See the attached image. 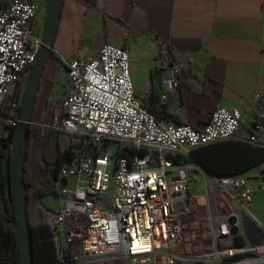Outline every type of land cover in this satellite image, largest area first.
Segmentation results:
<instances>
[{
	"label": "built area",
	"instance_id": "built-area-1",
	"mask_svg": "<svg viewBox=\"0 0 264 264\" xmlns=\"http://www.w3.org/2000/svg\"><path fill=\"white\" fill-rule=\"evenodd\" d=\"M39 12L31 0H10L0 7L2 138L11 139L19 123L24 86L17 85L28 77L42 46L44 19ZM59 58L66 71V93L59 112L44 124L63 139V152L73 154L58 167L54 194L47 196L55 204L47 221L59 256L67 254L71 264L98 259L117 264L189 262L191 258L179 252L183 214L189 213L187 185L196 173H204L191 162L190 153L230 139L264 148V116L250 121L239 137V108L216 107L201 130L157 120L134 94L126 47L103 44L96 55ZM179 68L177 63L169 65L161 100L178 89ZM255 99L262 100L259 95ZM211 180L234 203L229 218L237 219L232 225H217L215 237L221 238L231 227L240 231L239 218L248 215L252 194L243 175ZM64 228L81 235L66 237L62 246L59 234ZM246 246L264 254V246ZM238 252L235 248L223 254L233 257Z\"/></svg>",
	"mask_w": 264,
	"mask_h": 264
},
{
	"label": "crops",
	"instance_id": "crops-1",
	"mask_svg": "<svg viewBox=\"0 0 264 264\" xmlns=\"http://www.w3.org/2000/svg\"><path fill=\"white\" fill-rule=\"evenodd\" d=\"M31 1L44 19L49 0ZM9 3L4 0L0 7ZM103 44L127 48L134 94L160 120L201 130L216 107L239 108V137L250 121L264 116V0H64L31 123L47 124L42 121L43 107L47 103L49 108L53 99L59 103L63 93L65 97L67 77L59 57L96 55ZM171 63L180 66L179 86L161 100ZM261 123L264 127V118ZM0 134L2 139L1 128ZM262 164L243 176L252 194L247 216L264 231ZM199 177L204 192L190 196L187 185L189 213L183 214L179 252L189 258L208 248L217 225L234 210V203L210 176ZM2 212L0 199V216Z\"/></svg>",
	"mask_w": 264,
	"mask_h": 264
},
{
	"label": "trees",
	"instance_id": "trees-1",
	"mask_svg": "<svg viewBox=\"0 0 264 264\" xmlns=\"http://www.w3.org/2000/svg\"><path fill=\"white\" fill-rule=\"evenodd\" d=\"M54 47V45H53ZM147 111L160 120L151 109ZM159 111H162L160 108ZM158 111V113H159ZM0 151V159L5 161L6 178L0 171V199L3 212L0 216V264H20L16 240V223L10 200L8 176V152ZM24 183L27 197V214L30 228L32 264H71L68 255L59 256L57 243L48 225V213L40 204V199L54 194L53 181L58 167L73 159L71 152H60L53 130L43 124L31 123L26 132L23 147ZM191 162L210 177L243 175L250 169L264 163V148L253 146L241 140H225L193 150ZM46 173L51 182L40 181V174ZM81 232L79 231L78 238ZM237 246H242L240 239Z\"/></svg>",
	"mask_w": 264,
	"mask_h": 264
},
{
	"label": "water",
	"instance_id": "water-1",
	"mask_svg": "<svg viewBox=\"0 0 264 264\" xmlns=\"http://www.w3.org/2000/svg\"><path fill=\"white\" fill-rule=\"evenodd\" d=\"M63 1L64 0L48 1L42 32V46L36 55L35 61L28 74L20 107L19 123L12 134L8 152L10 200L13 205L15 216L16 240L19 249L20 264H32L22 151L25 143L27 128L31 124V115L43 70L53 50ZM152 157L155 160L156 154H152ZM230 222L234 224L237 222V219L235 217H231ZM239 223L241 232L250 246L256 247L264 244V231L254 220L243 214L239 218ZM231 232L233 235H236L238 233V229L233 228Z\"/></svg>",
	"mask_w": 264,
	"mask_h": 264
},
{
	"label": "rangeland",
	"instance_id": "rangeland-1",
	"mask_svg": "<svg viewBox=\"0 0 264 264\" xmlns=\"http://www.w3.org/2000/svg\"><path fill=\"white\" fill-rule=\"evenodd\" d=\"M4 0H0V4L3 3ZM159 53L158 50L155 51V56H157V58L159 57ZM30 71V69H29ZM26 85V84H25ZM66 93V92H65ZM64 97V93L62 95L61 100ZM61 100H59L61 102ZM56 100L53 99L50 103L51 105L48 108V105L46 103V105L43 107V116H42V121L43 122H49L51 115L59 112V103L55 102ZM35 106V104H34ZM38 106H36L35 108L37 109ZM34 110V107H33ZM33 112V111H32ZM44 125V124H43ZM1 135V134H0ZM54 138L57 140L58 142V149L60 152H62L65 149V144L62 138H60V136H58V139L56 138L55 134H54ZM9 149V148H8ZM6 151V148L4 147V145L0 142V151ZM264 165V163L262 164ZM0 169L3 170L5 169V161L3 159H0ZM199 174H195L194 179L195 181H192L188 184V193L190 196L193 195H201L204 191H203V186H202V182L201 179H199ZM40 181L48 184L51 182V177L46 174V173H41L40 174ZM52 198H47L44 197L43 199H40V204L43 206V208L46 210V212L49 214L50 211L55 210V204L52 202ZM48 220V218H47ZM227 220V221H226ZM225 221H223L222 223H226L227 225H232L233 223L230 222V218L228 217ZM221 223V222H220ZM236 228V227H233ZM233 228L231 227V229L228 231V234L226 236H223L221 238H216L215 235L214 237H212V241L208 242V248L205 251H199L194 253L193 255H191V259L189 262H186L185 264H240L241 262H244L246 264H256L255 261H260L261 264H264V254H261L259 251H247L248 246H246V239L244 237V235H240V231L238 230V233L236 235L232 234V230ZM73 235H79V231H75V232H70V230H68V228H64V230L60 231V240L62 242V246H65L66 243V237L70 236L71 240L73 237ZM210 238V237H209ZM75 239V238H74ZM240 239L243 242L242 246H237L236 245V240ZM212 243H213V247H212ZM248 244V243H247ZM249 245V244H248ZM246 246V247H244ZM250 246V245H249ZM261 246H264L261 245ZM261 246H256L257 248L261 247ZM252 247V246H250ZM238 249L239 252L234 255L233 257H224L223 251L224 250H228V249ZM255 248V247H252ZM260 250V249H259ZM88 264H117L112 263V262H105L102 259H98V260H94L89 262Z\"/></svg>",
	"mask_w": 264,
	"mask_h": 264
},
{
	"label": "flooded vegetation",
	"instance_id": "flooded-vegetation-1",
	"mask_svg": "<svg viewBox=\"0 0 264 264\" xmlns=\"http://www.w3.org/2000/svg\"><path fill=\"white\" fill-rule=\"evenodd\" d=\"M26 79H27V78H26ZM26 79L23 78V79L18 83L17 87L20 86V85H24V86H25L26 81H27ZM0 142H1V143L4 145V147L7 149L8 145L11 143L10 135H9L8 137H6V138H2V139H0Z\"/></svg>",
	"mask_w": 264,
	"mask_h": 264
}]
</instances>
